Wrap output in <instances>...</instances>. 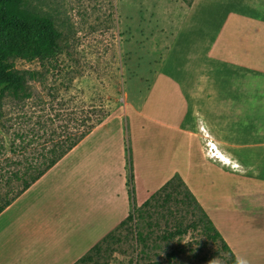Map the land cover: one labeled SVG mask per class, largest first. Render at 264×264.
Segmentation results:
<instances>
[{"label": "rangeland", "instance_id": "obj_1", "mask_svg": "<svg viewBox=\"0 0 264 264\" xmlns=\"http://www.w3.org/2000/svg\"><path fill=\"white\" fill-rule=\"evenodd\" d=\"M21 1L33 14L52 20L60 35L59 48L56 58L43 64L37 60L12 61L16 70L38 72L39 78L28 82L29 99L18 101L8 97L0 102V201L8 191L7 184H15L2 177L6 176L4 169L17 171L21 167L16 162H3L12 155L14 135L25 133L34 137L35 143L27 148L28 152L41 145L50 148L68 133H76L82 121H95L105 113L109 116L104 121L121 118L127 161L132 174L140 177V186L151 180L148 186L155 188L165 176L169 180L181 168L184 174L187 170L191 174L195 171L193 162H201L203 158L179 155L176 84L167 81L165 73L176 72V4L183 10L190 7L184 0ZM239 8L249 15L255 12L249 0ZM194 11L197 13L192 16L193 24L201 32L203 13ZM222 12L215 7L206 19L217 22ZM188 19L186 15V24L192 22ZM160 70L161 74L154 79ZM245 74L240 79L246 91L256 92H246L245 99L264 104V76L253 83L248 79L252 75ZM260 109L264 112L263 105ZM224 142L228 143L227 150L232 156L223 161L229 165L222 167L223 171L247 181L264 180V134L250 141V146L230 139ZM205 149L207 153V144ZM21 151L17 148L14 160L22 159ZM203 165L219 168V164H211L207 159ZM53 176L0 214V263L67 264L72 258L85 255L87 260L83 263L69 264H234L221 250L219 241L208 238L201 224H191L200 218V213L183 204L176 205V201L159 211L151 208L142 218L135 215L133 222L117 229L113 234L116 241L102 251L88 254L85 246L69 253L41 251L37 263H28L30 249L24 242V234L32 215L77 212V207L67 200L71 197L61 191V179ZM236 180L229 177L230 197L234 195ZM249 195L253 197L255 193ZM182 198L181 195L178 200ZM73 217L70 215L62 228L70 229ZM178 225L185 233L172 240L165 239ZM60 253L66 259L62 261L59 257L57 262L54 257ZM41 256L48 257L45 263H39Z\"/></svg>", "mask_w": 264, "mask_h": 264}, {"label": "crops", "instance_id": "obj_2", "mask_svg": "<svg viewBox=\"0 0 264 264\" xmlns=\"http://www.w3.org/2000/svg\"><path fill=\"white\" fill-rule=\"evenodd\" d=\"M244 1L196 0L184 10L176 4V72L165 73L167 81L176 84L179 155H198L203 161L219 164V168H208L203 161L193 162L192 174L189 170L184 174L181 168L176 170V175L188 187L237 261L264 264V180L247 181L222 169L228 168L224 162L232 156L224 139L241 142L245 147L264 134V128L258 126L264 125V112L260 109L264 104L245 99L246 92L254 90L246 91L240 79L246 76L245 72L252 75L248 79L253 83H256L254 79L264 76V0H249L255 11L253 15L239 8ZM215 7L222 9L221 18L217 22L207 20V13ZM194 10L203 13L201 32L193 24L192 16L197 13ZM186 15L188 21L192 19L191 23L186 24ZM160 74L161 70L154 79ZM120 120L112 117L94 128L20 196L38 190L52 174L61 179V191L77 207V212L70 214L74 215L70 229L62 228L69 214L32 215L24 234V242L30 249L28 263H37L41 251L69 253L80 246L90 251L115 231L133 206L140 207L168 181L165 176L155 188L148 186L151 180H145L140 186V177L134 173V200H131ZM207 143L213 145L211 150H215L218 159L211 157L208 149L206 153ZM229 177L237 179L231 197ZM250 193L255 195L251 197ZM59 257L62 261L66 259L60 253L54 257L57 262ZM82 257L78 255L70 262L76 263ZM46 258L41 256L39 263H45Z\"/></svg>", "mask_w": 264, "mask_h": 264}, {"label": "trees", "instance_id": "obj_3", "mask_svg": "<svg viewBox=\"0 0 264 264\" xmlns=\"http://www.w3.org/2000/svg\"><path fill=\"white\" fill-rule=\"evenodd\" d=\"M188 6L190 1L184 0ZM59 33L55 29L52 20L47 16L33 14L21 0H0V102L5 98L11 97L14 100L23 101L30 98L28 82L36 81L39 73L35 71H19L14 67V59L26 61L37 60L41 64L56 58L58 53ZM109 114L105 113L95 121H82L81 128L76 129V133H68L52 147L46 148L44 145L36 146L27 151L34 144V137L25 133L14 135L11 143V156L4 158L3 162H16L20 165L17 171H6L4 169L3 178L15 182L14 186L7 184L8 190L2 201H0V214L18 199L30 186L37 182L44 174L54 167L68 152L78 145L94 128L99 126ZM35 137H38L35 135ZM17 148L22 149V159L14 160ZM42 148V150H40ZM18 156V155H17ZM127 187L131 200H134L133 174L130 163L127 161ZM1 174V173H0ZM183 196L178 200L179 196ZM176 201V205L183 204L188 208L196 209L200 213V218L193 221V226L201 224L208 238L220 243L221 250L228 254L229 260L237 264V259L233 255L228 245L214 228L188 187L178 175L169 179L158 191L152 194L140 207L133 206L132 211L120 225L107 235L100 244L94 246L88 254L94 251H102L107 246L116 241L113 234L121 226L142 218L144 212L149 209L161 210ZM155 203V206H152ZM185 232L181 225L169 231L167 240L181 237ZM115 238V240H114ZM90 259V258H88ZM86 259L84 255L76 263H83Z\"/></svg>", "mask_w": 264, "mask_h": 264}, {"label": "built area", "instance_id": "obj_4", "mask_svg": "<svg viewBox=\"0 0 264 264\" xmlns=\"http://www.w3.org/2000/svg\"><path fill=\"white\" fill-rule=\"evenodd\" d=\"M212 147H213L212 144L207 143L208 154H209L211 157H215V158H217V157H216V154L214 153L215 150H214V149H213L214 151L211 150Z\"/></svg>", "mask_w": 264, "mask_h": 264}, {"label": "clouds", "instance_id": "obj_5", "mask_svg": "<svg viewBox=\"0 0 264 264\" xmlns=\"http://www.w3.org/2000/svg\"><path fill=\"white\" fill-rule=\"evenodd\" d=\"M218 159V158H217ZM237 264H247V261L246 260H243V259H239L237 261Z\"/></svg>", "mask_w": 264, "mask_h": 264}]
</instances>
